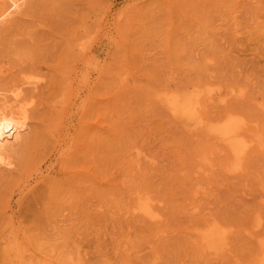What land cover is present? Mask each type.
I'll return each mask as SVG.
<instances>
[{"label":"rangeland","instance_id":"rangeland-1","mask_svg":"<svg viewBox=\"0 0 264 264\" xmlns=\"http://www.w3.org/2000/svg\"><path fill=\"white\" fill-rule=\"evenodd\" d=\"M15 12L0 23L4 81L30 75L41 84L25 91L33 97L25 166L0 170V264L253 257L264 239V150L252 147L242 170H229L226 146L185 128L162 95L218 87L226 101L205 100L206 117L235 113L261 129L264 0H24ZM82 47L100 69L73 115L71 148L17 198L27 164L52 152L63 111L57 94ZM141 196L153 199L159 221L132 211ZM211 221L228 231L215 255L201 246L200 229Z\"/></svg>","mask_w":264,"mask_h":264},{"label":"bare ground","instance_id":"bare-ground-1","mask_svg":"<svg viewBox=\"0 0 264 264\" xmlns=\"http://www.w3.org/2000/svg\"><path fill=\"white\" fill-rule=\"evenodd\" d=\"M4 1L7 4L0 5V23L6 22L13 12L19 10L24 0ZM87 44L86 46H88ZM84 47L80 48L79 56L73 60V64L69 68L70 72H67L63 79V86H60L61 90L57 94L63 111L61 112L62 120L54 133L56 139L52 146V152L46 157H40L39 160L33 161L29 166L27 164V172L19 175L22 181L17 187V198L24 192L31 191L37 181L54 169V162L64 159L71 148L72 136L70 131L73 127L71 123L74 121L73 115L74 113L79 114L87 102L92 78L91 71L96 70V73H99L100 69V65L97 61L90 59ZM6 50L4 49V51ZM2 68L0 69V170L14 172L25 166L26 163V159L21 157V152L29 139L30 108L33 104V97L31 94L27 95L25 91H33L41 83L39 79L25 75L18 81L9 84L4 81V75H2L7 70ZM201 85L202 83L194 84L193 87L190 86L191 88L165 90L162 100L173 117L175 116L189 131L206 132L221 141L231 155L232 161L228 169L238 172L242 170L244 158L252 147L264 150V126L261 129H253L254 127L251 128L245 118L235 113H227L220 118L209 119L204 114L205 100H209L211 103H222L226 101L228 94L221 93L218 87ZM236 95H242V90H239ZM261 106L264 108V105ZM179 121L177 122L179 123ZM205 163L208 164L209 162ZM153 202L149 196L138 197L132 205V211L157 222L162 213L154 208ZM195 208L196 206H192L191 209L195 210ZM257 225H259V220L254 224L255 227ZM227 232V229L218 222H207L200 229L201 246L204 252L215 255L225 250L227 248ZM9 233L10 236L12 230ZM75 263L78 264V261ZM236 264H264V239L259 241V250L253 257Z\"/></svg>","mask_w":264,"mask_h":264}]
</instances>
